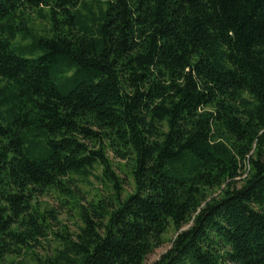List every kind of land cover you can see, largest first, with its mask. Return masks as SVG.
<instances>
[{
	"label": "trees",
	"instance_id": "16d2710c",
	"mask_svg": "<svg viewBox=\"0 0 264 264\" xmlns=\"http://www.w3.org/2000/svg\"><path fill=\"white\" fill-rule=\"evenodd\" d=\"M170 226L153 264H264V0H0V264H144Z\"/></svg>",
	"mask_w": 264,
	"mask_h": 264
},
{
	"label": "rangeland",
	"instance_id": "374dc122",
	"mask_svg": "<svg viewBox=\"0 0 264 264\" xmlns=\"http://www.w3.org/2000/svg\"><path fill=\"white\" fill-rule=\"evenodd\" d=\"M104 1V0H101ZM97 3L94 4V9ZM33 31L37 34H45L49 29L48 20L44 17L38 16L36 13L30 15V24ZM27 42V41H25ZM23 42V43H25ZM109 158L112 160L113 168L116 174L123 180V195L133 191V181L129 174L128 167L125 162L116 158L111 151H107ZM77 189L75 192L80 198V203L83 204L87 200L96 199L98 197L106 196L110 192V187L106 179L102 176L101 169L95 167L91 174L85 179H78L76 182ZM240 185V180L237 182V186ZM61 197L56 192H48L40 196L37 202L41 207L53 208L58 212V222H53L55 225L52 227V232H58L65 228L69 232H75L79 224L77 208L71 203V201H60ZM189 226L186 224L179 230L185 229ZM177 230L170 226L162 237V243L154 248L145 258L144 264H153L166 250L171 246L172 240L175 237ZM41 245L36 248L38 253L45 254L50 253L53 247L56 245L55 236L49 232L47 237L41 241Z\"/></svg>",
	"mask_w": 264,
	"mask_h": 264
}]
</instances>
